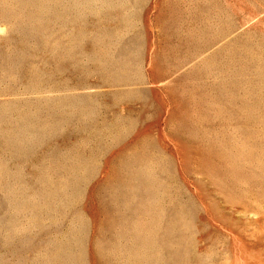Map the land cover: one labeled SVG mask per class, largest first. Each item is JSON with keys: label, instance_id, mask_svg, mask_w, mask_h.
<instances>
[{"label": "rangeland", "instance_id": "obj_1", "mask_svg": "<svg viewBox=\"0 0 264 264\" xmlns=\"http://www.w3.org/2000/svg\"><path fill=\"white\" fill-rule=\"evenodd\" d=\"M263 84L264 0H0V264H264Z\"/></svg>", "mask_w": 264, "mask_h": 264}, {"label": "bare ground", "instance_id": "obj_2", "mask_svg": "<svg viewBox=\"0 0 264 264\" xmlns=\"http://www.w3.org/2000/svg\"><path fill=\"white\" fill-rule=\"evenodd\" d=\"M249 44H250V43H249ZM250 49H251V48H250ZM263 85H264V84H263ZM36 93H39V92L36 91ZM41 93H43V91H42ZM46 93H47V92H46ZM31 117H32V116H31ZM25 120H26V119H25ZM30 121H31V120H30ZM41 127H42V126H41ZM15 139H16V138H15ZM13 141H14V140H13ZM15 141H16V140H15ZM19 141H20V140H19ZM79 161H80V160H79ZM82 161H83V160H82ZM137 236H138V235H137ZM232 236H234V235H232ZM236 236H237V235H236ZM236 236H235V237H236ZM246 238H247V237H246ZM235 239H236V238H235ZM233 240H234V239H233ZM241 240H243V239H241ZM236 241H237V240H236ZM234 242H235V241H234ZM240 242H241V241H240ZM249 242H250V241H249ZM238 243H239V242H238ZM249 244H250V243H249ZM251 245H252V244H251ZM251 245H250V246H251ZM239 246H240V245H239ZM239 246H238V248H240ZM242 246H245V245H243V242H242V244H241V247H242ZM234 247H235V246H234ZM243 248H244V247H243ZM247 248H248V247H247ZM235 249H236V248H235ZM250 249H251V247H250ZM231 251H233V250H231ZM235 251H236V250H235ZM246 251H247V250H246ZM246 251H245V252H246ZM257 251H258V250H257ZM238 252H239V250L236 251V254H238ZM245 252H244V253H245ZM254 252H255V251H254ZM254 252H253V253H254ZM262 252H263V251H262ZM233 253H234V252H232V254H233ZM242 253H243V251H242ZM247 253H248V252H247ZM255 253H256V252H255ZM263 254H264V253H263ZM226 255H227V254H226ZM238 255H241V256H242V254H238ZM243 255H244V254H243ZM254 255H255V254H254ZM244 257H245V255H244ZM246 257H247V256H246ZM249 257H250V256H249ZM251 257H252V256H251ZM234 258H235V257H234ZM234 258H233V259H234ZM238 258H239V256H238ZM238 258H237V260L240 259V258H239V259H238ZM241 258H242V257H241ZM247 258H248V257H247ZM255 258H256V257H255ZM227 259H228V258H227ZM242 260H243V262L245 261L243 258H242ZM251 260H253V259H251ZM246 261H247V260H246ZM246 261H245V263H246ZM233 262H234V261H233ZM260 262H261V261H260ZM262 262H263V260H262ZM238 263H239V262H238Z\"/></svg>", "mask_w": 264, "mask_h": 264}]
</instances>
